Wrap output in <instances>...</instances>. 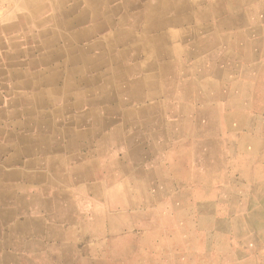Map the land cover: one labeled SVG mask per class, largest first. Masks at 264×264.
<instances>
[{
  "label": "crops",
  "instance_id": "0c3cea01",
  "mask_svg": "<svg viewBox=\"0 0 264 264\" xmlns=\"http://www.w3.org/2000/svg\"><path fill=\"white\" fill-rule=\"evenodd\" d=\"M0 7V264H264L261 87L194 71L254 59L264 0Z\"/></svg>",
  "mask_w": 264,
  "mask_h": 264
},
{
  "label": "rangeland",
  "instance_id": "374dc122",
  "mask_svg": "<svg viewBox=\"0 0 264 264\" xmlns=\"http://www.w3.org/2000/svg\"><path fill=\"white\" fill-rule=\"evenodd\" d=\"M256 43L253 44V47L255 49H254V53L252 56L254 57V59L239 58V59L229 60L228 69L225 66L226 61H221L219 59H215V60L197 59L196 68H195L196 70L195 71V82H196V85H198L196 87H241L244 83H247V82L255 83L256 81L258 83L257 86L261 87V90H260L261 108H260V125L259 126H260V134H261V147H264V100H263L264 99V95H263L264 94V35H261L258 42ZM197 46H200V45H197ZM241 70L243 73H240ZM241 75H243L244 77ZM258 79H260L261 81ZM154 205L155 203L148 204L147 211L153 212ZM143 222L146 223V226H148V228L150 227L154 230H157L158 228V225L155 220L152 221V220L142 219V220H138L137 224L139 223L142 224ZM175 225H177V223H175Z\"/></svg>",
  "mask_w": 264,
  "mask_h": 264
},
{
  "label": "bare ground",
  "instance_id": "6f19581e",
  "mask_svg": "<svg viewBox=\"0 0 264 264\" xmlns=\"http://www.w3.org/2000/svg\"><path fill=\"white\" fill-rule=\"evenodd\" d=\"M2 1V0H1ZM114 1V0H113ZM121 1V0H120ZM142 1V0H141ZM166 1V0H165ZM127 2V1H126ZM191 2V1H190ZM202 2V1H201ZM165 3V2H164ZM193 3V2H192ZM245 3V2H244ZM197 4V3H196ZM164 5V4H163ZM168 5V4H167ZM166 5V6H167ZM175 5V4H174ZM223 5V4H222ZM262 5V4H261ZM23 6V5H22ZM160 6V5H159ZM193 6V5H192ZM162 7V6H161ZM165 7V6H164ZM122 8V7H121ZM166 8V7H165ZM164 8V9H165ZM168 9V8H167ZM259 9H260V7H259ZM216 10V9H215ZM217 10H219V9H217ZM221 10H222V8H221ZM168 11V10H167ZM173 11V10H172ZM202 11V10H201ZM204 11V10H203ZM91 12V11H90ZM161 12V11H160ZM159 12V13H160ZM165 12V11H164ZM152 13V12H151ZM163 13V12H162ZM260 13V12H259ZM84 14V13H83ZM153 14V13H152ZM215 14V13H214ZM218 14V13H217ZM171 15V14H170ZM181 15V14H180ZM156 16V15H155ZM165 16V15H164ZM154 17V16H153ZM158 17V16H157ZM261 17V16H260ZM150 18V17H149ZM248 18V17H247ZM162 20V19H161ZM165 20V19H164ZM173 20V19H172ZM177 20V19H176ZM212 20V19H211ZM149 21H151V20H149ZM148 21V22H149ZM189 21V20H188ZM187 21V22H188ZM203 21V20H202ZM205 21V20H204ZM147 22V21H146ZM174 22V21H173ZM200 22V21H199ZM250 22V21H249ZM261 22V21H260ZM168 24V23H167ZM170 24V23H169ZM171 25V24H170ZM150 32V31H149ZM236 33H237V31H236ZM238 33H239V31H238ZM159 34V33H158ZM242 37V36H241ZM199 38V37H198ZM237 38H240V37H237ZM206 39V38H205ZM208 39V38H207ZM200 42V41H199ZM213 43V42H212ZM241 43V42H240ZM173 44H175V43H173ZM202 45V44H201ZM231 45V44H230ZM239 45H242V44H239ZM244 45V44H243ZM242 45V46H243ZM249 45V44H248ZM183 46V45H182ZM211 47V46H210ZM148 48V47H147ZM244 48H245V46H244ZM246 49V48H245ZM240 50V49H239ZM249 50V49H248ZM203 51H204V48H203ZM228 51V50H227ZM241 51V50H240ZM231 52V51H230ZM242 52V51H241ZM179 53V52H178ZM153 54V53H152ZM263 54V53H262ZM218 55V54H217ZM214 56V55H213ZM222 56V55H221ZM240 56V55H239ZM211 57V56H210ZM223 57V56H222ZM247 57V56H246ZM220 58V57H219ZM218 59V58H217ZM246 59V58H245ZM220 60V59H219ZM261 60V59H260ZM263 60V59H262ZM153 61V60H152ZM245 61V60H244ZM149 62H150V60H149ZM194 62V61H193ZM207 62V61H206ZM194 64H196V63H194ZM254 64V63H253ZM158 65V64H157ZM190 65V64H189ZM198 65V64H197ZM257 65V64H256ZM146 66V65H145ZM228 66V65H227ZM247 66V65H246ZM144 68H146L147 69V67H144ZM149 68V67H148ZM162 68V67H161ZM216 68V67H215ZM186 69V68H185ZM262 69V68H261ZM68 71V70H67ZM164 71V70H163ZM194 71H196L195 69H194ZM246 71H247V69H246ZM204 72V71H203ZM220 73V72H219ZM226 73V72H225ZM240 73H243L242 72V70H241V72ZM78 74V73H77ZM80 74V73H79ZM197 75H199V74H197ZM219 75V74H218ZM225 75V74H224ZM144 76V75H143ZM241 76H243V75H241ZM219 77V76H218ZM244 77V76H243ZM129 78V77H128ZM263 78V77H262ZM57 79V78H56ZM64 79V78H63ZM103 79V78H102ZM239 79H240V77H239ZM150 80V79H149ZM258 80H260V79H258ZM125 81V80H124ZM148 81V80H147ZM235 81V80H234ZM237 81H239V80H237ZM261 81V80H260ZM259 81V82H260ZM61 82V81H60ZM72 82V81H71ZM120 82H122V81H120ZM146 82V81H145ZM182 82V81H181ZM223 82V81H222ZM226 82H228V81H226ZM53 83V82H52ZM149 83H151V82H149ZM153 83V82H152ZM151 83V84H152ZM239 83V82H238ZM255 83H256V81H255ZM116 84V83H115ZM148 84V83H147ZM179 84V83H178ZM252 85H253V83H251ZM258 84V83H257ZM150 85V84H149ZM71 86V85H70ZM106 86V85H105ZM181 86V85H180ZM187 86V85H186ZM196 86H198V85H196ZM229 86V85H228ZM246 86V85H245ZM116 87V86H115ZM152 87V86H151ZM247 87V86H246ZM250 87V86H249ZM70 88V87H69ZM212 88V87H211ZM242 88V87H241ZM216 89V88H215ZM214 89V90H215ZM243 89V88H242ZM241 89V90H242ZM245 89V88H244ZM157 90V89H156ZM155 90V91H156ZM222 90V89H221ZM240 90V89H239ZM250 91V90H249ZM192 92V91H191ZM215 92V91H214ZM223 92V91H222ZM128 93V92H127ZM126 93V94H127ZM131 93V92H130ZM152 93V92H151ZM154 93H156V92H154ZM186 93V92H185ZM196 93V92H195ZM199 93H201V91L199 92ZM150 94V93H149ZM215 94V93H214ZM189 95V94H188ZM227 95V94H226ZM244 95H245V92H244ZM247 95V94H246ZM264 95V94H263ZM170 96V95H169ZM196 96V95H195ZM215 96V95H214ZM225 96V95H224ZM148 97V96H147ZM187 97V96H186ZM201 97V96H200ZM162 98V97H161ZM202 98V97H201ZM228 98V97H227ZM163 99V98H162ZM185 99V98H184ZM190 99V98H189ZM204 99H206V98H204ZM188 100V99H187ZM224 100V99H223ZM264 100V99H263ZM195 101V100H194ZM203 101V100H202ZM230 101V100H229ZM192 103V102H191ZM231 103V102H230ZM162 104V103H161ZM183 104V103H182ZM193 104V103H192ZM191 104V105H192ZM201 104V103H200ZM224 104V103H223ZM185 105V104H184ZM183 106V105H182ZM196 106V105H195ZM230 106V105H229ZM234 106V105H233ZM254 106V105H253ZM149 107H151V106H149ZM224 107V106H223ZM226 107V106H225ZM250 107V106H249ZM226 108H228V107H226ZM230 108H232V107H230ZM233 108H235V107H233ZM243 108V107H242ZM246 109V108H245ZM249 109V108H248ZM162 111H164L163 109H162ZM181 111H183V110H181ZM255 111V110H254ZM56 112V111H55ZM160 114V113H159ZM64 115V114H63ZM148 116V115H147ZM156 116V115H155ZM181 117V116H180ZM167 121V120H166ZM169 121V120H168ZM169 123V122H168ZM167 124V123H166ZM178 127V126H177ZM181 127V126H180ZM172 129V128H171ZM174 130V129H173ZM137 132H138V130H137ZM175 132V131H174ZM180 132V131H179ZM223 132V131H222ZM181 137V136H180ZM156 138V137H155ZM213 138V137H212ZM219 139V138H218ZM148 140V139H147ZM232 141V140H231ZM210 143V142H209ZM218 143H219V141H218ZM237 144H238V142H237ZM253 145V144H252ZM252 146H250V148H251ZM185 148V147H184ZM248 148H249V146H248ZM186 150V149H185ZM184 150V151H185ZM242 150V149H241ZM176 151V150H175ZM186 152H188V151H186ZM228 152H229V150H228ZM175 153V152H174ZM192 153V152H191ZM189 154V153H188ZM225 154V153H224ZM212 155V154H211ZM132 156V155H131ZM191 156V155H190ZM223 156H225V155H223ZM158 157V156H157ZM171 157V156H170ZM133 159V158H132ZM222 159H223V157H222ZM189 160V159H188ZM187 160V161H188ZM222 161V160H221ZM190 162V161H189ZM186 163H188V162H186ZM157 164V163H156ZM212 165V164H211ZM216 165V164H215ZM218 165V164H217ZM155 166V165H154ZM169 166V165H168ZM173 167V166H172ZM162 168V167H161ZM166 168V167H165ZM174 169V168H173ZM211 169H212V167H211ZM167 170V169H166ZM161 171V170H160ZM163 172V171H162ZM173 173H174V171H172ZM136 173V172H135ZM168 173V172H167ZM185 173V172H184ZM155 175V174H154ZM162 175V174H161ZM173 175H177V173L176 174H173ZM186 176V175H185ZM184 176V177H185ZM152 178V177H151ZM162 178V177H161ZM150 179V178H149ZM189 179V178H188ZM134 180V179H133ZM133 180H131V181H133ZM181 180V179H180ZM179 180V181H180ZM166 181V180H165ZM164 181V182H165ZM167 183V182H166ZM166 183H165V185H166ZM176 183V182H175ZM181 183V182H180ZM180 183H179V185H180ZM177 184V183H176ZM167 185H168V183H167ZM178 185V184H177ZM148 186V185H147ZM172 186V185H171ZM160 187V186H159ZM169 188V187H168ZM228 189V188H227ZM226 189V190H227ZM168 190H170V189H168ZM220 190V189H219ZM155 191V190H154ZM150 193V192H149ZM148 193V194H149ZM151 195V194H150ZM219 195V194H218ZM226 197V196H225ZM150 198V197H149ZM155 198V197H154ZM130 199V198H129ZM159 199V198H158ZM151 200V199H150ZM157 200V199H156ZM132 201V200H131ZM145 201V200H144ZM205 201V200H204ZM200 202H202V201H200ZM143 203V202H142ZM207 204V203H206ZM212 204V203H211ZM214 205V204H213ZM242 207V206H241ZM214 209V208H213ZM197 210V209H196ZM200 213H203V211L202 212H200ZM209 213V212H208ZM211 214V213H210ZM204 215V214H203ZM200 217V216H199ZM198 217V219H200ZM208 217V216H207ZM203 218V217H202ZM201 218V219H202ZM218 221V220H217ZM214 222V221H213ZM212 222V223H213ZM209 223V222H208ZM216 223V222H215ZM202 224V223H201ZM219 224V223H218ZM222 224V223H221ZM205 225V224H204ZM206 225H208V224H206ZM217 225V224H216ZM221 227V226H220ZM202 228H204L203 226H202ZM170 229V228H169ZM215 229V228H214ZM167 230V229H166ZM218 230V229H217ZM219 230H220V228H219ZM168 232H169V230H168ZM175 232H176V230H175ZM236 233V232H235ZM172 234V233H171ZM244 234V233H243ZM250 234V233H249ZM173 236V235H172ZM237 236V235H236ZM172 238V237H171ZM175 240V239H174ZM249 240V239H248ZM172 241V240H171ZM175 242V241H174ZM208 242H210V241H208ZM181 243V242H180ZM261 244V243H260ZM181 245V244H180ZM178 246V245H177ZM157 256V255H156Z\"/></svg>",
  "mask_w": 264,
  "mask_h": 264
}]
</instances>
